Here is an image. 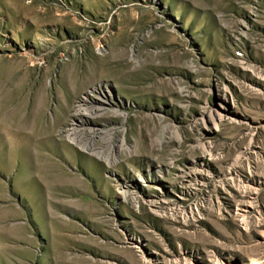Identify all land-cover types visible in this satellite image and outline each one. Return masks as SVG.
<instances>
[{
  "label": "rangeland",
  "instance_id": "obj_1",
  "mask_svg": "<svg viewBox=\"0 0 264 264\" xmlns=\"http://www.w3.org/2000/svg\"><path fill=\"white\" fill-rule=\"evenodd\" d=\"M97 82L112 165L62 133ZM262 258L264 0H0V264Z\"/></svg>",
  "mask_w": 264,
  "mask_h": 264
},
{
  "label": "bare ground",
  "instance_id": "obj_2",
  "mask_svg": "<svg viewBox=\"0 0 264 264\" xmlns=\"http://www.w3.org/2000/svg\"><path fill=\"white\" fill-rule=\"evenodd\" d=\"M104 87L108 88L107 85L103 86L99 82L93 83L84 94L77 97L71 107L68 101L60 102L58 107L63 112L70 108L69 123L62 129L65 139L82 151L104 160L107 165H112L119 161L117 151L120 152L124 148L126 130L124 123L130 119V114L124 105L112 100L108 89L105 90ZM216 116L219 119L222 118L218 112ZM108 119L117 121L120 125L106 123L104 127H99L95 124L98 120L109 121ZM97 139L101 140L100 144H97ZM120 194L125 200L129 197L132 202H137L136 193L129 191L127 186L122 187ZM262 262L264 258L257 264Z\"/></svg>",
  "mask_w": 264,
  "mask_h": 264
}]
</instances>
